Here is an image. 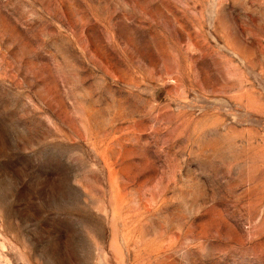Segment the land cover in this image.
Returning <instances> with one entry per match:
<instances>
[{"label": "rangeland", "instance_id": "1", "mask_svg": "<svg viewBox=\"0 0 264 264\" xmlns=\"http://www.w3.org/2000/svg\"><path fill=\"white\" fill-rule=\"evenodd\" d=\"M0 264H264V0H0Z\"/></svg>", "mask_w": 264, "mask_h": 264}]
</instances>
